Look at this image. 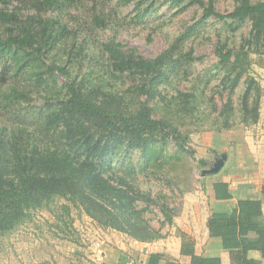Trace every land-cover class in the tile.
I'll use <instances>...</instances> for the list:
<instances>
[{"label": "trees", "instance_id": "1", "mask_svg": "<svg viewBox=\"0 0 264 264\" xmlns=\"http://www.w3.org/2000/svg\"><path fill=\"white\" fill-rule=\"evenodd\" d=\"M2 1L0 233L13 231L31 209L60 197L85 211L101 226L134 239L153 241L163 237L143 215L138 199L148 209L158 206L170 224L173 223L171 207L158 201L150 191L136 187L113 164H124L125 158L135 152L147 170L167 164L183 152L194 156L195 150L187 145L188 135L179 129L177 121L166 115L156 116L158 105H151L152 101L165 98L166 84L182 69L176 45L147 57L117 38L104 42L103 50L108 54L112 72L132 81L135 101L114 92L100 97V88L86 74L78 79L70 66L75 56L84 53L85 38L78 41L80 33L68 26L64 14L77 19L71 10L79 9L82 0H16L17 4L11 8V0ZM180 1L174 0V3ZM139 2L135 5L136 19L150 11V7H142ZM196 3L203 8L202 16L183 36L211 17L228 21L233 29L250 22L249 35L239 47L217 42L215 53L217 67L224 73L223 82L230 80V92L245 78L239 122L256 123L260 117L262 89L249 71L253 63L251 53L264 55V0H236L234 9L227 13L217 11L213 0H189L182 8ZM97 4L96 1L91 8V23L104 28L109 22L105 14L112 15V11L105 13ZM66 37L73 42L67 51V60L61 61L55 50ZM57 76L65 77L66 93L61 96L57 90L43 96L38 112H47L39 128L15 118L33 105L34 90H47ZM202 95L200 85H196L194 91H178L173 96L186 101L183 110L193 113ZM141 96L145 98L140 99ZM213 109L223 118V127L230 128L236 122L231 121L237 115L231 97L220 109L217 105ZM171 142L176 147L174 153L168 148ZM213 189L217 199L233 197L228 182H215ZM63 206L70 210L67 203ZM207 227L209 236L220 238L223 249L229 252V263L218 255L197 253L194 237L181 231V254L189 256L190 261L168 260L166 264H263L262 198H241L230 211H212ZM251 251H259L261 258L252 256ZM162 259L163 252H152L148 264H160Z\"/></svg>", "mask_w": 264, "mask_h": 264}, {"label": "rangeland", "instance_id": "2", "mask_svg": "<svg viewBox=\"0 0 264 264\" xmlns=\"http://www.w3.org/2000/svg\"><path fill=\"white\" fill-rule=\"evenodd\" d=\"M96 1L99 3L97 6L103 8L105 13L112 11V15L105 14L109 22L104 28L91 23V8ZM137 1L139 0H82L79 9L71 10L73 15L76 13L77 19L64 14L68 26L80 33L78 41L85 38V51L82 56L72 59L71 70L74 75L79 76L78 79L86 74L100 88V97L114 92L134 102L132 81L112 72L103 43L117 38L126 47H134L138 53L147 57H154L164 49L176 45L181 55L182 69L172 82L161 86L166 87L163 91L165 98L156 99L151 105H158L156 116L166 115L177 121L179 129L188 135L187 145L195 150L194 156L183 152L171 158L169 163L158 164L147 170L142 167L139 154L135 152L125 158L124 164L114 162L113 165L124 172L136 187L145 192L150 191L158 201L165 202L172 209L170 214L173 216V223L170 224L158 206L148 209L143 206L146 203L138 199L145 218L163 235L156 239L152 249L163 248L173 256L171 253L178 249L180 232L184 231L194 237L201 254L227 257L228 251L223 249L220 239L210 237L207 233L209 215L218 208L211 186L215 179H230L235 182L233 187L237 195L241 190L248 192L249 189L253 190L250 196L260 194L264 209V55L251 53L253 63L249 72L259 82L262 97L259 120L245 125L239 122V109L246 89L245 78L230 92V80L223 82L224 73L217 67L215 47L217 42L226 43L229 47H239L249 35L250 22L233 29L228 21L211 17L197 25L190 34L183 36L187 28L202 16V6L196 3L182 8L189 0H181L179 3H174V0H140V5L150 7V11L145 17L136 19ZM213 1L216 10L221 13L232 11L236 4V0ZM3 4L0 0V7ZM16 4V0H11L10 8ZM72 42L66 37L56 47V55L61 61L67 60V51ZM64 82L65 77L57 76L54 84L49 85L47 90L35 89L33 105L27 107L26 113L15 115V118L39 128L43 115L47 112H38L43 96L56 93L57 90L64 96ZM196 85H200L203 95L200 105L193 113H188L183 110L186 101L181 100V97L174 99L173 95H177L178 91H194ZM228 97H231L237 115L231 120L236 122L230 128H225L222 126L223 118L218 117L213 106L217 105L220 109ZM144 98L145 96L140 97ZM168 148L171 153L176 151L173 142ZM199 160L204 162L201 164ZM260 186L261 190L257 191ZM65 203L70 205V210L63 206ZM109 230L112 231V228L101 226L76 205L57 197L31 209L24 222L13 231L0 233V264H37L35 260L38 258L41 264H53L58 251H70L71 248L84 247L91 251L90 254H95L91 247L99 239L106 238V234L111 235L107 232ZM118 235H123L124 238L120 236L119 239L127 242L124 234ZM257 255L261 258L260 253ZM79 260L80 264L85 260L88 264H104L103 260L87 255H81ZM262 261L264 264V258Z\"/></svg>", "mask_w": 264, "mask_h": 264}, {"label": "crops", "instance_id": "3", "mask_svg": "<svg viewBox=\"0 0 264 264\" xmlns=\"http://www.w3.org/2000/svg\"><path fill=\"white\" fill-rule=\"evenodd\" d=\"M219 181H225L229 183L230 190L233 194L232 198L221 199V200L215 198L213 184ZM233 184H235V182H232L230 179H225V178L215 179L213 181L212 186H211V193H212V196L215 198V203L218 205V208H215L214 211H230L236 206L238 199H241V198H260L261 197L260 194L250 196V193H252L253 191L252 189H249L248 192L241 190L239 195H237L235 188L233 187ZM242 187L244 188V186ZM260 190H261V186L257 188V191H260ZM243 193H247L248 195L242 196ZM107 232H110L111 235L106 234V238L104 237L102 239H99L95 244H93L94 246L91 247L92 250L95 251V254L91 253L92 254L91 255L90 254L91 251L89 252V250H86V248L84 247L83 248H71L70 251L69 250L65 251L62 249L63 251L60 250L57 252L58 255L57 256L55 255V259L52 261V263L53 264H80L79 258H81V255H87L90 258L96 257L98 260H103L104 264H137L139 262H141L142 264H148L149 256L152 252H163L164 253V259L161 260L160 264H166L168 260L180 261L182 263H189L190 261L189 256L181 254V238L178 239V249L174 253H171L173 254L172 256V255H169V252H170L169 250H164L163 248L155 249V250L152 249V246L153 245L155 246L156 240L140 241L116 229H112V231L109 230ZM207 233H208V227H207ZM118 234H124L126 236L127 242H123L122 240H120L119 237L120 236L123 237V235L119 236ZM113 237L115 238L112 239ZM213 238H217L218 240L220 239L218 237H213ZM220 242H221V239H220ZM195 247H196V252L201 254L199 252L197 244L195 245ZM254 253L259 254L260 253L259 251H251V255L256 258H260L257 254H254ZM130 255H132L133 257H130ZM209 256H212V255H209ZM218 256H221V255H218ZM221 258L223 259L225 263L230 262L229 256L227 257L222 256ZM35 262L37 264H41L39 258L35 260ZM87 262L88 261L85 260V262L82 264H88ZM99 264H103V263H99Z\"/></svg>", "mask_w": 264, "mask_h": 264}, {"label": "built area", "instance_id": "4", "mask_svg": "<svg viewBox=\"0 0 264 264\" xmlns=\"http://www.w3.org/2000/svg\"><path fill=\"white\" fill-rule=\"evenodd\" d=\"M137 264H142L141 262L137 263Z\"/></svg>", "mask_w": 264, "mask_h": 264}]
</instances>
